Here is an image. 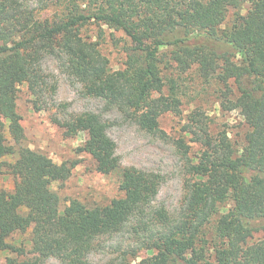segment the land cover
Listing matches in <instances>:
<instances>
[{
	"label": "trees",
	"instance_id": "trees-1",
	"mask_svg": "<svg viewBox=\"0 0 264 264\" xmlns=\"http://www.w3.org/2000/svg\"><path fill=\"white\" fill-rule=\"evenodd\" d=\"M230 9L233 21L224 26ZM89 27L93 36L84 33ZM105 28L123 55L116 69L104 52ZM49 56L63 63L83 96L156 135L165 134L163 114L181 112L171 73L193 70L219 86L223 109L239 111L244 142L235 146L227 131L211 132L198 114L191 116L182 131L193 145L174 139L188 177L171 212L152 204L161 175L121 165L102 113L55 116L65 138L85 134L77 150L90 155L98 172L120 177V195L106 204L71 199L62 207L52 185L76 163H56L28 147L17 111L23 84L37 98L55 93L42 69ZM3 173L15 181L11 191L0 189V264H43L50 257L91 264V254L104 247L99 241L122 231L128 243L112 249L116 255L104 264H128L141 251L135 264H264V237L254 239L264 231V0H0ZM16 233L28 234L29 250L10 242Z\"/></svg>",
	"mask_w": 264,
	"mask_h": 264
},
{
	"label": "rangeland",
	"instance_id": "rangeland-1",
	"mask_svg": "<svg viewBox=\"0 0 264 264\" xmlns=\"http://www.w3.org/2000/svg\"><path fill=\"white\" fill-rule=\"evenodd\" d=\"M249 7L245 3L241 13L244 14ZM236 10L230 9L225 20V25L231 24ZM106 40L104 52L107 54L112 68L122 66L123 55L119 47H115L109 38L110 29L105 28ZM93 36L95 29L89 27L84 31ZM117 37L124 35L117 31ZM43 73L48 84L55 86V93L50 95L45 92L39 98L34 97L28 86H19L17 95V111L21 117V124L25 133V144L31 149L44 152L54 162L74 161L76 165L70 176L62 181L53 183V189L58 193L61 206L64 207L71 199L82 201L88 206L106 204L115 196L120 195L118 190L119 174L113 172L102 174L98 172L92 158L85 152H78L85 134L79 133L76 137L65 138L61 128L53 122V117H62L65 114L94 110L102 113L110 121L108 133L116 143V153L122 166H134L145 171L161 175L163 181L154 198L153 205L164 206L174 212L181 204L185 195V179L188 177L184 167V157L176 148L174 139L184 137L189 142L188 136L182 131V126L191 116L197 115L203 119L211 132L227 131L229 138L235 146H242L247 126L238 110H225L220 106L219 86L204 82L193 70L178 76L172 72L179 87L178 96L181 100V112L175 114L167 112L159 118V125L165 134H151L141 130L135 123L127 120L117 111H105L102 101L85 97L81 93V85L67 72L61 61L49 56L42 65ZM170 70H165L163 75H168ZM167 93V88L165 89ZM193 146L191 151H196ZM11 160V158H9ZM14 177L3 173L0 175V189L11 191L14 186ZM128 233L120 232L118 235L103 237L99 242L102 249L96 250L90 256L91 264H104L112 256V249L128 243ZM264 237V231L254 234V239ZM28 234L14 235L10 242L22 244L30 249ZM132 243V241H131ZM132 245V244H131ZM145 255L140 252L137 258H129L128 264H135ZM5 253L0 252L1 260ZM43 264H62L54 257L47 258Z\"/></svg>",
	"mask_w": 264,
	"mask_h": 264
}]
</instances>
